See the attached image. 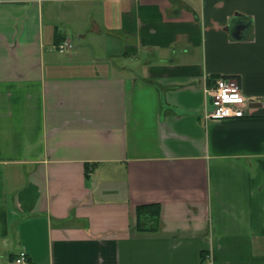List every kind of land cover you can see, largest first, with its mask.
<instances>
[{
  "label": "crops",
  "instance_id": "1",
  "mask_svg": "<svg viewBox=\"0 0 264 264\" xmlns=\"http://www.w3.org/2000/svg\"><path fill=\"white\" fill-rule=\"evenodd\" d=\"M179 1L0 0V264H264V0Z\"/></svg>",
  "mask_w": 264,
  "mask_h": 264
},
{
  "label": "built area",
  "instance_id": "2",
  "mask_svg": "<svg viewBox=\"0 0 264 264\" xmlns=\"http://www.w3.org/2000/svg\"><path fill=\"white\" fill-rule=\"evenodd\" d=\"M71 40L65 39L58 45V50L63 54H70L74 50ZM212 98V108L205 114V120H223L244 117L251 113V104L258 101L255 97L244 94L239 80L233 76H222L214 80L208 89ZM16 264L27 263V255L21 252L15 260Z\"/></svg>",
  "mask_w": 264,
  "mask_h": 264
},
{
  "label": "trees",
  "instance_id": "3",
  "mask_svg": "<svg viewBox=\"0 0 264 264\" xmlns=\"http://www.w3.org/2000/svg\"><path fill=\"white\" fill-rule=\"evenodd\" d=\"M174 3H180V1L179 0H172ZM177 4V5H178ZM176 6V5H175ZM174 13L176 14V13H178V11H176V10H174ZM86 166H88V165H86ZM88 168V167H87ZM152 210V208H149V206H140V207H138L137 208V213H138V216L139 217H141L142 215H147L148 213H150V212H152L151 211Z\"/></svg>",
  "mask_w": 264,
  "mask_h": 264
},
{
  "label": "rangeland",
  "instance_id": "4",
  "mask_svg": "<svg viewBox=\"0 0 264 264\" xmlns=\"http://www.w3.org/2000/svg\"><path fill=\"white\" fill-rule=\"evenodd\" d=\"M78 47H79V46H77V48H78ZM210 104H211V105H210V110H211V108H212V107H211V106H212V103H210Z\"/></svg>",
  "mask_w": 264,
  "mask_h": 264
},
{
  "label": "water",
  "instance_id": "5",
  "mask_svg": "<svg viewBox=\"0 0 264 264\" xmlns=\"http://www.w3.org/2000/svg\"><path fill=\"white\" fill-rule=\"evenodd\" d=\"M243 30H244V29H243ZM243 30H242V31H243Z\"/></svg>",
  "mask_w": 264,
  "mask_h": 264
}]
</instances>
